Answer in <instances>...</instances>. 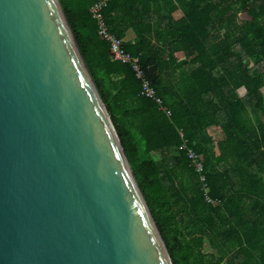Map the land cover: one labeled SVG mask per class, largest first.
I'll return each mask as SVG.
<instances>
[{
  "label": "trees",
  "instance_id": "trees-1",
  "mask_svg": "<svg viewBox=\"0 0 264 264\" xmlns=\"http://www.w3.org/2000/svg\"><path fill=\"white\" fill-rule=\"evenodd\" d=\"M100 1L61 0L173 263L264 264V0L107 1L162 105L100 37Z\"/></svg>",
  "mask_w": 264,
  "mask_h": 264
},
{
  "label": "water",
  "instance_id": "water-1",
  "mask_svg": "<svg viewBox=\"0 0 264 264\" xmlns=\"http://www.w3.org/2000/svg\"><path fill=\"white\" fill-rule=\"evenodd\" d=\"M0 264H174L61 0H0Z\"/></svg>",
  "mask_w": 264,
  "mask_h": 264
},
{
  "label": "built area",
  "instance_id": "built-area-1",
  "mask_svg": "<svg viewBox=\"0 0 264 264\" xmlns=\"http://www.w3.org/2000/svg\"><path fill=\"white\" fill-rule=\"evenodd\" d=\"M108 0H102L97 2L92 8V14L99 22V34L100 37L110 43L111 52L116 61H120L124 64L132 65L137 78L142 80V94L143 96L155 100L159 105H162V99L157 96L155 90L151 86V83L145 79V74L141 69L138 58L134 57L132 54L127 52L123 48V40L117 38L114 34L110 33L106 24L104 23L101 15V10L106 5ZM188 157L192 160L193 165L196 167L197 171L203 175L205 170V162L203 156L197 154L193 150L188 151ZM203 181H206V178L202 176Z\"/></svg>",
  "mask_w": 264,
  "mask_h": 264
},
{
  "label": "crops",
  "instance_id": "crops-1",
  "mask_svg": "<svg viewBox=\"0 0 264 264\" xmlns=\"http://www.w3.org/2000/svg\"><path fill=\"white\" fill-rule=\"evenodd\" d=\"M180 17H181V14L177 13L176 18L178 19ZM135 38H136L135 32L132 29H130L127 32V36H126L125 41H131L132 42L135 40ZM210 133L212 134L213 137H216V138H219L222 136L221 131L217 128H214V127L210 128Z\"/></svg>",
  "mask_w": 264,
  "mask_h": 264
},
{
  "label": "rangeland",
  "instance_id": "rangeland-1",
  "mask_svg": "<svg viewBox=\"0 0 264 264\" xmlns=\"http://www.w3.org/2000/svg\"><path fill=\"white\" fill-rule=\"evenodd\" d=\"M240 94L244 95L245 94V90L244 89L240 90ZM207 251H209V249H207Z\"/></svg>",
  "mask_w": 264,
  "mask_h": 264
}]
</instances>
